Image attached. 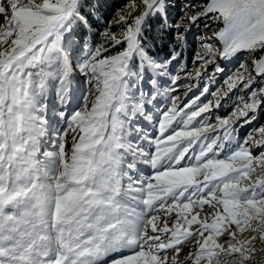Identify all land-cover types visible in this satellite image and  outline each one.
<instances>
[{"label": "snow or ice", "instance_id": "snow-or-ice-1", "mask_svg": "<svg viewBox=\"0 0 264 264\" xmlns=\"http://www.w3.org/2000/svg\"><path fill=\"white\" fill-rule=\"evenodd\" d=\"M102 6L0 0V264H245L238 234L264 241V124L241 135L264 111V0H186L175 22L131 0L94 29ZM201 19L223 26L189 70ZM217 53L252 58L223 91Z\"/></svg>", "mask_w": 264, "mask_h": 264}, {"label": "rangeland", "instance_id": "rangeland-1", "mask_svg": "<svg viewBox=\"0 0 264 264\" xmlns=\"http://www.w3.org/2000/svg\"><path fill=\"white\" fill-rule=\"evenodd\" d=\"M131 0H127L126 3L122 5L116 6V3L114 0H102V5L107 7V9H110V7L114 6L115 9L111 12V15L109 17L110 21L116 14L117 10L123 8L126 4L130 3ZM169 2L173 5V7L170 9V16L169 20L171 22H175L178 18H180L183 15V12L181 11L183 8L184 3H186V0H169ZM207 0H196V3L198 4H203L206 3ZM136 3L139 4V0H136ZM142 10V8H138L136 11L132 13L133 16L139 14V12ZM103 20V19H102ZM107 21V22H108ZM4 22V19L2 16H0V24ZM107 22H101L99 25H96L94 29H99L103 28ZM206 24L208 26H206ZM223 25L220 22H212V21H206L204 19L198 20L196 25L192 27L191 32L188 33V42H187V47L183 53V62L187 65L188 69L191 70L193 68V60L195 57L196 52L200 48V43L201 39L200 38H208L212 37L213 33L219 28H221ZM148 32L146 33V37L151 38L152 36H155L156 42L155 45L152 46V54L154 55H159L161 57L165 56L168 51L163 49V45L165 44H170L171 43V33L168 32H163L161 31V25L158 20H150L148 22ZM95 38V37H94ZM213 44L216 48H220L222 46V42L219 41L218 39H214ZM247 63H251V57H245L243 54L237 59L232 60L230 63L225 62L219 58V54L217 53V63L220 65L222 64L221 67H227V74L228 72L232 71L235 69L240 60H245ZM211 66H209V73H211ZM219 75L216 78V85L213 86L212 90H215L216 86L221 87V90H226V86L223 85V80L224 76L227 75ZM207 79V78H205ZM202 87V84H201ZM198 89H194L192 93L189 94V98H191L192 95L197 94ZM181 95H183V89L180 90ZM238 95V93H233L232 97L233 99L235 96ZM186 102V101H185ZM227 113L225 115H221V112L227 109ZM232 110L231 105H227L219 110V115L221 116H226L230 111ZM264 114V111H261L258 119L251 125V126H246L242 132L241 135L243 136L244 133L248 132L251 128L258 127L260 124H264V120L262 119V115ZM252 237H255L254 240H252L251 244L249 245L250 248H254L255 251L251 253L250 259L245 262V264H264V241L261 240L260 238V233L259 232H253L250 229H246L243 233L238 234V239L244 240V239H251ZM223 239V237H221ZM195 249L192 247V245H189L188 247L184 248L181 252V256L183 257L184 255H187L189 251H194ZM227 259V258H225ZM187 264H192L191 261H188ZM204 264V262H202Z\"/></svg>", "mask_w": 264, "mask_h": 264}, {"label": "trees", "instance_id": "trees-1", "mask_svg": "<svg viewBox=\"0 0 264 264\" xmlns=\"http://www.w3.org/2000/svg\"><path fill=\"white\" fill-rule=\"evenodd\" d=\"M114 2L116 3V6L118 5H122L124 3L127 2V0H114ZM115 9L114 6L110 7V9H107V7H105L104 5L102 6V13H103V17H102V21L105 23L109 20V17L111 15V12ZM97 24H94L93 27H95ZM164 50L168 51L169 50V44H165L162 46ZM228 108L225 109L224 111L221 112V115H225L227 113ZM262 119L264 120V114L262 115Z\"/></svg>", "mask_w": 264, "mask_h": 264}, {"label": "bare ground", "instance_id": "bare-ground-1", "mask_svg": "<svg viewBox=\"0 0 264 264\" xmlns=\"http://www.w3.org/2000/svg\"><path fill=\"white\" fill-rule=\"evenodd\" d=\"M223 64V63H222ZM222 64H221V66H222Z\"/></svg>", "mask_w": 264, "mask_h": 264}]
</instances>
